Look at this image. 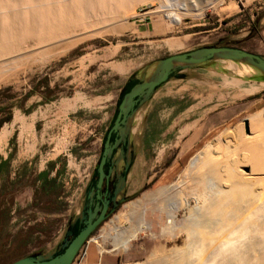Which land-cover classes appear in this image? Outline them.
Instances as JSON below:
<instances>
[{
    "label": "rangeland",
    "instance_id": "374dc122",
    "mask_svg": "<svg viewBox=\"0 0 264 264\" xmlns=\"http://www.w3.org/2000/svg\"><path fill=\"white\" fill-rule=\"evenodd\" d=\"M206 1L191 3L192 12L179 22L165 11L154 13L152 19L161 18L165 27L159 34H139L130 13L124 21L114 18L45 44L31 41L0 57V119L12 114L0 125V138L10 130L0 143V151L7 153L0 164V264L57 251L129 77L169 54L204 45L258 48L256 53L264 55V0H218L201 9ZM159 4L145 1L133 12ZM83 36L45 64L34 61L35 51ZM179 37L183 41L173 40ZM241 64L216 60L185 69L138 109L131 131L135 159L128 201L154 189L176 165L171 180L179 179L182 156L213 137L224 143L236 140L241 129L250 133V118L264 113V79L241 71ZM147 212L154 234L138 236L124 253H103L117 255L119 264L161 253L158 213ZM110 220L94 238L110 227ZM86 245V256L79 251L76 264H85L93 247L101 249L94 241ZM105 246L109 249L110 242Z\"/></svg>",
    "mask_w": 264,
    "mask_h": 264
},
{
    "label": "bare ground",
    "instance_id": "6f19581e",
    "mask_svg": "<svg viewBox=\"0 0 264 264\" xmlns=\"http://www.w3.org/2000/svg\"><path fill=\"white\" fill-rule=\"evenodd\" d=\"M145 1L149 0H0V57L31 41L45 44L114 18L124 21ZM194 1L158 0L152 11H165L179 22L192 12ZM216 1L207 0L201 9ZM86 37L41 48L33 53L34 61L45 64ZM240 68L260 75L253 65L243 63ZM249 129L246 135L239 130L233 144L231 139L222 143L217 136L193 154L183 155L179 179L171 180L176 165L154 189L125 203L100 240L93 239L100 252L124 253L138 236L154 234L147 219L150 208L159 216L158 236L164 242L156 247L162 251L146 261L124 264H264V113L250 118ZM9 133H3L0 143Z\"/></svg>",
    "mask_w": 264,
    "mask_h": 264
},
{
    "label": "water",
    "instance_id": "95a60500",
    "mask_svg": "<svg viewBox=\"0 0 264 264\" xmlns=\"http://www.w3.org/2000/svg\"><path fill=\"white\" fill-rule=\"evenodd\" d=\"M216 60H230L247 63L260 70V77L264 79V55L233 46L204 45L191 50L169 54L146 66L139 76L133 74L126 82L117 103V113L114 117L108 138L112 133H122L130 136L132 123L138 109L150 101L159 87L177 75H183L185 69L201 67ZM109 142H106V148ZM107 150V149H106ZM107 151L105 152V154ZM104 162V159L101 163ZM102 214L94 222L90 219L57 254L28 255L10 264H72L88 236L96 225L104 218Z\"/></svg>",
    "mask_w": 264,
    "mask_h": 264
},
{
    "label": "flooded vegetation",
    "instance_id": "af4514ba",
    "mask_svg": "<svg viewBox=\"0 0 264 264\" xmlns=\"http://www.w3.org/2000/svg\"><path fill=\"white\" fill-rule=\"evenodd\" d=\"M125 87L126 83L123 89ZM116 113L117 107L114 112V117ZM113 120L103 134L102 146L95 165L90 170L84 183L79 200V209L73 218L69 220L64 238L57 251L53 254L61 252L65 244L86 226L87 221L90 219L93 222L97 220L105 208L104 218L96 225L82 247L87 242L89 243L93 239H98L99 237H94H97L96 233H98L102 225L109 221L112 216L117 215L122 210L121 208L124 206V203L129 200L128 183L135 159V147L132 143L131 134L130 136H125L122 133L113 132L111 137L108 138ZM107 141L109 144L106 148ZM106 151L107 153L105 154ZM103 159L104 162L101 168Z\"/></svg>",
    "mask_w": 264,
    "mask_h": 264
},
{
    "label": "crops",
    "instance_id": "0c3cea01",
    "mask_svg": "<svg viewBox=\"0 0 264 264\" xmlns=\"http://www.w3.org/2000/svg\"><path fill=\"white\" fill-rule=\"evenodd\" d=\"M162 28L165 29L164 23L162 22L161 18L157 17L155 19H152L149 26L138 25V32L139 34H143V35H146L148 33L159 34ZM173 40L183 41L182 39H180V37ZM245 49L253 52H261V50L258 48L256 49L245 48ZM6 159H7V153H3L2 151H0V164L2 162H5ZM85 264H119V259L117 255L104 254L103 252H100V250L97 249V247L95 246L90 250Z\"/></svg>",
    "mask_w": 264,
    "mask_h": 264
},
{
    "label": "built area",
    "instance_id": "2783aa9c",
    "mask_svg": "<svg viewBox=\"0 0 264 264\" xmlns=\"http://www.w3.org/2000/svg\"><path fill=\"white\" fill-rule=\"evenodd\" d=\"M153 14L154 13H153L150 6H147V5L139 6L135 9V12L130 17V19H132V21L137 23L138 25L148 26L152 20ZM86 244L82 247V249L80 250V253H79V255L83 254L82 257H85L87 254L86 250L84 252H82L85 247L86 248L88 247V245H86ZM79 255L77 254V256H79ZM73 264H76V260L73 262Z\"/></svg>",
    "mask_w": 264,
    "mask_h": 264
},
{
    "label": "trees",
    "instance_id": "16d2710c",
    "mask_svg": "<svg viewBox=\"0 0 264 264\" xmlns=\"http://www.w3.org/2000/svg\"><path fill=\"white\" fill-rule=\"evenodd\" d=\"M11 115H9V117L7 119H0V125L4 122V121H7V120H10L11 119Z\"/></svg>",
    "mask_w": 264,
    "mask_h": 264
}]
</instances>
